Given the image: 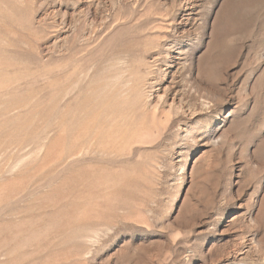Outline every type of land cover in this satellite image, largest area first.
Returning a JSON list of instances; mask_svg holds the SVG:
<instances>
[{
  "label": "rangeland",
  "instance_id": "rangeland-1",
  "mask_svg": "<svg viewBox=\"0 0 264 264\" xmlns=\"http://www.w3.org/2000/svg\"><path fill=\"white\" fill-rule=\"evenodd\" d=\"M0 264H264V0H0Z\"/></svg>",
  "mask_w": 264,
  "mask_h": 264
},
{
  "label": "bare ground",
  "instance_id": "bare-ground-1",
  "mask_svg": "<svg viewBox=\"0 0 264 264\" xmlns=\"http://www.w3.org/2000/svg\"><path fill=\"white\" fill-rule=\"evenodd\" d=\"M119 63V62H118Z\"/></svg>",
  "mask_w": 264,
  "mask_h": 264
}]
</instances>
